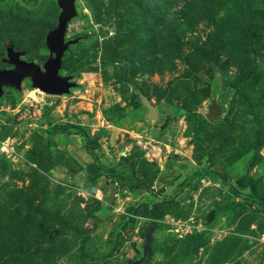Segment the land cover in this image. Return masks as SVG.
Instances as JSON below:
<instances>
[{"label":"rangeland","instance_id":"rangeland-1","mask_svg":"<svg viewBox=\"0 0 264 264\" xmlns=\"http://www.w3.org/2000/svg\"><path fill=\"white\" fill-rule=\"evenodd\" d=\"M74 5V85L0 97V264H264V0ZM60 12L0 0V70Z\"/></svg>","mask_w":264,"mask_h":264},{"label":"water","instance_id":"water-1","mask_svg":"<svg viewBox=\"0 0 264 264\" xmlns=\"http://www.w3.org/2000/svg\"><path fill=\"white\" fill-rule=\"evenodd\" d=\"M74 2L75 0H57L61 8L58 24L46 36V45L53 55H50L42 66L32 61L24 60L21 57L22 53L15 51L12 47L7 48V61L13 68L0 70V97L3 95L4 86L20 88L21 81L25 77H31L35 87L50 94L67 93L70 87L74 85L68 76L59 74L63 53L70 43V41H64L67 24L76 15ZM145 103L149 108V115H153L155 112L154 107L148 101H145ZM216 116L217 112L209 110L208 119L213 120ZM156 227L157 222L153 221L145 228L143 254L141 258L136 260L137 263L146 259L153 238V231Z\"/></svg>","mask_w":264,"mask_h":264},{"label":"trees","instance_id":"trees-1","mask_svg":"<svg viewBox=\"0 0 264 264\" xmlns=\"http://www.w3.org/2000/svg\"><path fill=\"white\" fill-rule=\"evenodd\" d=\"M204 123H205V122H202V125L198 126V128H197V132H200V131H201L202 126L204 125Z\"/></svg>","mask_w":264,"mask_h":264}]
</instances>
